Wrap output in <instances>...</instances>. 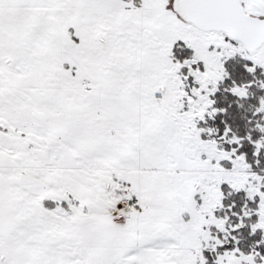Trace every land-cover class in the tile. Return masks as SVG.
Wrapping results in <instances>:
<instances>
[{"label":"snow or ice","instance_id":"1","mask_svg":"<svg viewBox=\"0 0 264 264\" xmlns=\"http://www.w3.org/2000/svg\"><path fill=\"white\" fill-rule=\"evenodd\" d=\"M0 264H264V0H0Z\"/></svg>","mask_w":264,"mask_h":264}]
</instances>
